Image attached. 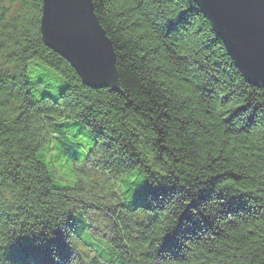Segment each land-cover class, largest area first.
<instances>
[{
    "label": "trees",
    "instance_id": "trees-1",
    "mask_svg": "<svg viewBox=\"0 0 264 264\" xmlns=\"http://www.w3.org/2000/svg\"><path fill=\"white\" fill-rule=\"evenodd\" d=\"M92 2L117 89L0 0V264H264V86L192 0Z\"/></svg>",
    "mask_w": 264,
    "mask_h": 264
},
{
    "label": "water",
    "instance_id": "water-1",
    "mask_svg": "<svg viewBox=\"0 0 264 264\" xmlns=\"http://www.w3.org/2000/svg\"><path fill=\"white\" fill-rule=\"evenodd\" d=\"M210 20L250 84L264 86V0H192ZM44 44L64 58L83 85L117 89L116 56L92 0H42Z\"/></svg>",
    "mask_w": 264,
    "mask_h": 264
},
{
    "label": "snow or ice",
    "instance_id": "snow-or-ice-1",
    "mask_svg": "<svg viewBox=\"0 0 264 264\" xmlns=\"http://www.w3.org/2000/svg\"><path fill=\"white\" fill-rule=\"evenodd\" d=\"M48 245H55L57 248H60L61 249V252H62V260L63 261L66 262L71 257V253L68 250L62 248L59 240H52V241L48 242V244H46L45 246H43L42 248H40L39 250L43 249L46 252V254H48V251H49Z\"/></svg>",
    "mask_w": 264,
    "mask_h": 264
},
{
    "label": "rangeland",
    "instance_id": "rangeland-1",
    "mask_svg": "<svg viewBox=\"0 0 264 264\" xmlns=\"http://www.w3.org/2000/svg\"><path fill=\"white\" fill-rule=\"evenodd\" d=\"M61 89H62V87H60V88H58V89H56V90L51 91V92H50L51 96L56 97V96L58 95V93L61 91ZM132 179H133V176H132ZM77 247H78L80 253H81V252L85 253V252H87L88 249H89V248H87V247H84L83 245H79V246H77Z\"/></svg>",
    "mask_w": 264,
    "mask_h": 264
}]
</instances>
